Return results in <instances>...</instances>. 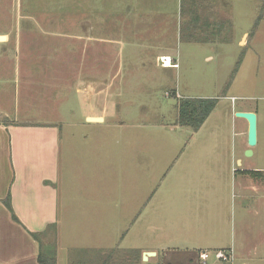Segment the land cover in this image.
<instances>
[{
  "label": "crops",
  "instance_id": "0c3cea01",
  "mask_svg": "<svg viewBox=\"0 0 264 264\" xmlns=\"http://www.w3.org/2000/svg\"><path fill=\"white\" fill-rule=\"evenodd\" d=\"M54 5L52 8L38 9L40 11L37 12L41 15L46 13L45 16L35 17V9L27 13L24 35H21V25H13L7 20L5 13H0V19L5 21L0 23V50L13 46V43L19 44L21 39L28 47L61 40L62 45H80L84 57L85 46H90L87 57L89 63H86L83 73L79 69L73 75L58 71L46 73L40 69L38 74L41 87H37L39 92L31 97L29 93L32 90L30 85L33 86V73L27 76L25 108L39 110L41 113L36 118L22 121L9 118L6 114L9 113L8 109H1L6 102V92L0 86V215L7 223L5 234L8 235L7 244H0V264H39L37 257L41 249L47 252L53 249L56 264H69L71 253H81L82 250L102 253L119 246L139 251L142 262V254L146 252L155 253L156 259L158 252L155 249L158 248L162 251L165 248L175 249L180 253L208 251L206 262L198 261L197 264H232L236 254L243 255L245 259L264 255V227L259 226L256 221H247L243 215L245 211H253L256 215L258 208L264 207V183L214 185L219 182L220 175V182L223 178L226 181L230 170L222 156L223 148L219 141L221 136L213 133L216 121L211 125L212 133L206 146H209L210 155L212 153L217 156L207 157L197 153L198 155H190L180 163L178 158L183 149L174 156L171 153L166 163L170 162L171 169L168 173L173 170L179 173L183 178V181L180 180L183 185H169L168 188L160 182L163 176L154 189L153 198L158 204L161 203L157 206L167 207L171 211L170 217L180 220L176 228L172 226L161 229L166 239L174 233L173 229L177 230L175 239L180 243L173 247L144 244L145 207L152 194L147 200L144 188L137 182V172L133 174V184L125 185L126 175H123V171L122 186L119 189L121 199L119 198L120 202L115 201L112 198L115 195L111 193L112 188L109 189L110 195L107 192H102L101 195L97 190L102 185H115L113 175H108L110 169L106 167V161L101 165H96L91 160L87 162L86 158L94 152L81 150L80 155H77L75 150L74 142L77 137L87 138V134L81 132L82 127L85 129L86 126L106 122L109 102H114L115 64L112 51L115 46L123 44L122 35L129 34V31L144 37L146 31L154 29L158 33V41H144L143 44L152 49L156 62L164 58L170 59L169 65L159 64L160 67H178L177 50L174 51L175 57L168 50L158 52L161 45H168L165 40L171 34L168 22L161 20L162 15L168 16L166 0H56ZM180 8L181 11L184 9L187 19L184 27L187 45L202 48L223 44L222 37L226 31L225 0H180ZM68 11L74 14L69 25L60 18ZM102 30L107 33H98ZM37 37L40 39L35 43ZM246 37L247 33H242L239 44L243 45ZM97 46L100 52L96 51ZM156 46L158 49L155 51ZM196 51L190 50L189 54ZM1 56L0 52V58ZM209 57L205 55L204 59ZM97 62H102L99 65L101 69H98ZM119 70L120 66L115 73ZM1 72L4 73L0 70V84ZM67 77L75 79L74 93L80 104L87 106L89 102L98 100L96 107L90 105L82 119L72 120L62 116V112L67 109L62 105L67 98V91L64 89L61 93L56 84L49 80ZM49 88L51 90L48 91ZM211 114L212 112L199 129ZM178 125L176 109V119L170 127L171 131H177ZM19 131L27 133L16 140L15 135L18 136ZM79 132L81 134L77 135ZM66 139L71 142L67 151L63 147ZM19 147L27 148L29 153L19 150ZM135 157H141L139 151ZM199 158L201 166L195 169L198 174L193 177L191 163ZM235 161L237 165L242 163L240 158ZM245 170L249 169L232 168L231 174L234 173L233 176L236 177V173L240 175L239 172ZM197 183L200 185H196ZM82 190H89L92 194L88 195ZM167 194L170 195L168 199ZM20 200H26L27 203H21ZM118 206H121L122 217L115 226L114 208ZM166 214L167 210L162 216L166 217ZM229 248L233 250L231 262L214 257L216 250Z\"/></svg>",
  "mask_w": 264,
  "mask_h": 264
},
{
  "label": "rangeland",
  "instance_id": "374dc122",
  "mask_svg": "<svg viewBox=\"0 0 264 264\" xmlns=\"http://www.w3.org/2000/svg\"><path fill=\"white\" fill-rule=\"evenodd\" d=\"M55 1L0 0V13H5L7 20L12 22L13 25L15 23L19 27L21 25V35H24L27 13L32 9L37 12L40 11L38 10L40 8H52V6H55ZM225 1L226 31L224 37H222L223 44L198 48L190 47L186 43L184 27L187 24V19L183 8L181 11L180 0H166L168 16L162 15L161 20L164 19L165 22H168L171 34L165 40L168 41V45L167 43L166 46L161 45V50L158 52L163 53V50H168L175 57L174 51L177 50V68L167 67L164 69L160 67L159 64L161 65L162 61L158 60L156 62L152 49L147 44H143L144 41V43L158 41L159 36L154 29L146 31L144 37L137 32L130 33L129 31V34L122 35V38H124L123 44L115 46L112 51V59H114L115 64L113 69L115 74L113 78L114 102H109L106 122L86 126L85 129L82 127L81 132L87 134V138L77 137L76 142H74L77 155H80L81 150L84 152L87 150L90 153L92 150L94 152V154H90L89 158H86L87 162L91 160L96 165H101L106 161V167L110 169L108 175L110 177L113 175L115 185H102L100 187L103 189L102 191L100 188L97 189L100 194L107 192L110 195L109 189L112 188L111 193L115 194L112 196L113 200L119 201L121 199L119 189L122 186L121 175L123 171H125L123 175H126L125 185H132L133 174L134 172L138 173L137 182L144 188L146 199L149 200L152 194V198L146 204L144 214L146 222L144 244L147 246L166 247L168 245V247H173L180 243L175 239V236L178 235L176 229H173L174 233H171L167 239L162 235L161 229L163 227L173 226L176 228L180 220L174 217L171 218V211L167 207L157 206L161 203L155 202L153 192L163 176V182L162 179L160 182L168 188H170L169 185H183L180 182V180L183 181V178L179 173L174 170L170 174L168 173L171 169L170 162L167 165L166 163L169 161L168 157L171 153L174 156L183 149L178 158L180 163H183L190 155H198L197 153L204 154L207 157L217 156L212 153L211 156L209 146H206L209 143L210 134L212 133L211 125L214 121H216V124L213 127V133L221 136L219 141L220 146L223 148L222 156L230 166L226 181L223 178V181L220 182V175L219 182L217 181L214 185H239L238 182H241L242 185H248L251 182L264 183V178H258V175L250 176L244 172H239L240 175L236 173V177H234V173L231 174L232 168L259 171L261 175L264 173V0ZM72 7H70V10H72ZM45 15L46 13L44 15L38 12L35 13V17ZM19 16H21V19H19ZM258 17L260 18L256 24ZM60 18L69 25L74 19V14L68 11ZM0 23H5V21L0 19ZM244 32L247 33V37L245 43L241 45L239 44V38ZM98 33L106 34L107 31L102 30ZM130 35L136 37V39L129 37ZM37 39L40 38L37 37L35 43ZM61 42V40H54L50 41L49 44H33L28 47L21 39L19 44L15 45L13 43V46L4 47L0 50L2 53L0 70L4 72H1L2 84L0 86L6 92L4 95L6 102L1 109H8L9 113L6 114L9 118L13 117V119L22 121L36 118L38 117L37 114L41 113L36 109H34L36 111H33L25 108V87L27 86V76L31 73H33V86L30 85L32 90L29 97L39 92L36 88L41 87L40 74H38L40 69H43L46 73L58 71V73L67 75L77 73L78 69L82 73L84 72L83 68L86 63H89L87 57L90 46H85L84 57H82L80 45H62ZM95 49L100 52L99 46ZM157 49L158 46H156L155 51ZM190 50L197 51L189 54ZM205 55L210 57L204 59ZM170 63L168 58L166 65ZM97 65L98 69H101L99 65H102V62H97ZM119 66L120 70L115 73ZM49 80L56 84L61 93L64 89L67 91L65 93L67 98L62 102V105L67 107L62 112V116L66 119H82L90 105L95 108L98 104V100H94L92 103L89 102L87 106L84 103L80 104L74 93V78L67 77V79L60 78V80L49 78ZM177 94L179 97L217 99V104L209 120L198 131L179 125L177 131H171L170 127L176 119L175 106L179 98ZM60 96L61 94H59V98ZM32 107L35 106L32 104ZM111 109L113 110L111 111ZM236 111H253L257 115V141L250 149L251 154L249 155L246 154V148L249 147L247 122L243 118L236 117ZM81 132L77 135H80ZM26 133L27 131L17 132L18 136L15 135L16 140L25 136ZM29 140L31 141V138ZM70 143L69 139L63 141V147L66 151ZM19 150L26 154L29 153L27 148ZM138 151L141 155L140 158L135 157ZM236 158H240L241 165H237ZM191 164H193L194 177L198 174L195 169L201 166V158ZM196 185L200 184L197 183ZM82 192H86L88 195L89 193L92 194L89 190H82ZM154 197H156L155 194ZM158 198H161V196H158ZM168 198H170L169 194H167ZM20 202L27 203L26 200H20ZM23 209H25L24 205ZM166 210L167 214L164 217L162 215ZM258 211L256 215L253 211H245L243 215L246 216L247 221H256L259 226L264 227V207L258 208ZM121 217V206L115 207V226L118 225ZM0 219V244L4 245L8 241V235L5 234L7 223L2 219V215H0ZM53 245L55 246V244ZM117 248L121 252L113 254V260H118L119 263L117 264H133V262H123L129 261L128 259L133 257L131 253L127 252V250L132 249H124L120 246ZM111 249H107L102 253H97L96 250H82L81 253H71L70 261L72 262L69 261V264H100ZM155 250L158 252L156 259L155 256H151L147 261L140 264L198 263L197 257H193L189 252L180 253L175 249L168 250L166 248L164 251L160 248ZM232 264H264V255L259 254L256 257L245 259L243 255L237 256L236 254Z\"/></svg>",
  "mask_w": 264,
  "mask_h": 264
},
{
  "label": "trees",
  "instance_id": "16d2710c",
  "mask_svg": "<svg viewBox=\"0 0 264 264\" xmlns=\"http://www.w3.org/2000/svg\"><path fill=\"white\" fill-rule=\"evenodd\" d=\"M257 18V22L259 21ZM217 104L216 98H191V97H181L178 98L176 102L177 109V124L184 127H190L193 131H197L202 124L205 122L207 117L210 115L212 110L215 108ZM250 176L258 175V178L263 177L264 173L261 175L259 171L245 170L242 171ZM118 252V253H117ZM121 252L117 247L110 250L109 254L101 260L100 264H117L119 261L113 260V254H119ZM127 252L131 253L133 257L128 259L129 261H123L126 263H142L141 253L137 250H127ZM198 251L190 252L193 257H196V253ZM124 255V254H123ZM126 259V257H124ZM39 264H56L55 252L53 249L50 252L45 250H40L37 257ZM100 261V260H99Z\"/></svg>",
  "mask_w": 264,
  "mask_h": 264
},
{
  "label": "water",
  "instance_id": "95a60500",
  "mask_svg": "<svg viewBox=\"0 0 264 264\" xmlns=\"http://www.w3.org/2000/svg\"><path fill=\"white\" fill-rule=\"evenodd\" d=\"M236 117H240L246 120L247 122V141L249 148L246 150V154H251L250 147L254 146L257 141V115L253 111H236ZM98 119V118H93ZM153 252H146L142 254L143 261H147L149 257L154 256Z\"/></svg>",
  "mask_w": 264,
  "mask_h": 264
},
{
  "label": "built area",
  "instance_id": "2783aa9c",
  "mask_svg": "<svg viewBox=\"0 0 264 264\" xmlns=\"http://www.w3.org/2000/svg\"><path fill=\"white\" fill-rule=\"evenodd\" d=\"M162 61V64L161 65H166L168 63V59L167 58H164L161 60ZM176 65V64H174ZM232 100L234 98H231ZM214 257L217 259V260H221V261H232L233 260V250L232 248H229V249H219V250H216L214 253ZM209 256V252L206 251V250H199L197 253H196V257H197V261H199L200 263H205L207 258Z\"/></svg>",
  "mask_w": 264,
  "mask_h": 264
}]
</instances>
